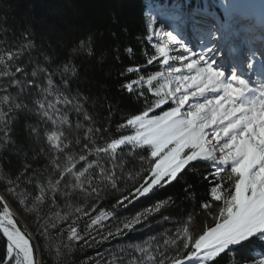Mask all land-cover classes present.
Segmentation results:
<instances>
[{
    "label": "snow or ice",
    "instance_id": "snow-or-ice-1",
    "mask_svg": "<svg viewBox=\"0 0 264 264\" xmlns=\"http://www.w3.org/2000/svg\"><path fill=\"white\" fill-rule=\"evenodd\" d=\"M149 33V41L153 37L158 41L165 37L155 29ZM166 37L167 42L154 45L163 64L168 65L170 60L180 61L187 72L182 74L181 68L170 67L166 77L156 72L147 78L140 75L126 80L121 90L137 93L135 99L137 102L143 100V108L120 125L121 130L130 128L133 134L104 143H99L97 136H103L105 130L95 127L85 110L88 97L72 90L77 58H96L104 62L105 54L97 53L94 35L79 36L62 58L48 52L40 53L43 64L37 58L31 73L19 66L13 71L10 64L0 59L4 64L0 71V134L3 136L0 144L13 142L12 124L21 111H29L38 118L37 125L29 128L33 136L39 137V125H44L47 144L35 153L33 161L24 164L22 171L0 176L3 189L0 237L6 244L0 264H37L32 239L20 227L13 207L26 215H34L37 228L44 236L60 231L68 223L64 247L71 250L73 242L84 239L77 227L81 218H87L84 223L88 230L115 218L114 213L107 211L94 216L99 208L96 202L102 200L109 189L118 190L126 170L128 179L136 181L134 190L117 201L115 208H126L141 197L154 195L159 189L172 185L197 161L207 162L211 167L203 176L208 189L201 208L211 212L212 202L221 205L213 216L214 226L208 225L195 236L188 227L178 229L170 242L165 241L164 250L156 249L158 258L151 248H138L140 258L135 264H140L144 257H147L145 264H220V258H226L227 264L232 259L229 253L233 252L240 256L236 264H264V92L256 101L239 103L247 88L244 80L235 75L225 78L204 55L193 53L173 36ZM22 38L30 41L25 45L29 52L36 48L31 34ZM170 45L178 46L176 55H170ZM133 51L128 46L125 53L131 55ZM114 52L119 59V49ZM18 55L20 53L9 51L6 60L14 61ZM154 60L152 57L147 63L151 65ZM133 71L141 69L129 66L121 75H130ZM161 78L164 83L154 84ZM145 87L154 99L149 100L145 95ZM169 102L173 106L155 114ZM69 109L77 115L75 124ZM81 116L87 126L80 121ZM73 130L84 134L72 139ZM125 148L131 151L125 153ZM42 158L46 171L32 166ZM137 159L142 174L135 170ZM129 165H132L131 170ZM42 176L47 177L46 182L41 178L34 185L35 191H28L33 181ZM190 188L186 186L185 191ZM77 198L83 207L69 203ZM59 199L72 210L55 216L40 215L42 206L49 200L52 203L49 212L54 211ZM173 203L172 197L157 202L146 212L123 221L122 227L116 225L115 231L109 229L103 239L123 238L126 233L136 231V226L149 214ZM90 207H93L92 212H89ZM169 243L175 248L171 256L168 255ZM253 244L262 249L259 258L241 254V250ZM105 259L108 264H125L124 257L115 253L110 258L99 254L96 264H104Z\"/></svg>",
    "mask_w": 264,
    "mask_h": 264
},
{
    "label": "trees",
    "instance_id": "trees-1",
    "mask_svg": "<svg viewBox=\"0 0 264 264\" xmlns=\"http://www.w3.org/2000/svg\"><path fill=\"white\" fill-rule=\"evenodd\" d=\"M189 1L194 6H214L219 0H0V59L11 65V70L19 66L31 73L35 61L40 59L43 64L42 52H48L62 58L70 44L79 36L91 33L96 39L97 53L105 54L104 62L100 63L96 58H77L76 76L72 78L73 93L79 91L83 96H87L85 110L94 121L95 127L103 128V136H97L99 143L110 141L113 138H120L122 135H131L130 128L120 129V125L126 123L128 118L134 114H139L143 108V100L137 102V93L129 94L121 90V85L126 80L136 79L140 75L147 78L156 72H161L160 57L156 49L148 42L146 29V9L153 3L163 4L179 2L181 5ZM31 34L36 44V48L31 52L25 47L26 39L22 37ZM114 34V35H113ZM128 46L134 50L131 55L125 53ZM119 49V59L115 56V49ZM20 53L14 61H7L8 52ZM155 57L153 64L147 61ZM129 66H138L141 71H133L130 75L121 73ZM4 64L0 63V71ZM59 79V77H57ZM158 84L161 79L156 81ZM145 95L149 100L154 99L144 88ZM166 108V107H165ZM161 109H157L155 114H159ZM69 115L73 124L77 120V115L69 109ZM37 117L29 111H21L16 114L12 124V143L0 144V176L6 173H16L22 171L23 166L28 161H33L35 153L41 147H47L44 140V125L40 124L41 135L33 136L29 128L37 125ZM80 121L85 123L83 116ZM51 129V124L48 125ZM67 133L68 129L65 127ZM83 131L77 133L72 131V139L77 135L83 136ZM0 140H3L0 134ZM75 150V149H74ZM125 153L131 151L130 148L123 149ZM34 168L45 169L43 158L40 163H33ZM132 169V165H129ZM135 170L141 172L137 159ZM211 171L207 162L197 161L189 165L186 175L168 187L159 189L154 195L141 197L135 203L129 204L126 208H115L117 201L130 194L134 190L136 181L128 179V171L124 173V180H121L118 190L109 189L103 195V199L97 201L99 205L95 215L101 211L114 213V219L103 222L92 230H88L83 217L77 224L82 239L79 243L73 242L71 250L64 247L67 244L68 223H65L60 231H52L49 236H44L36 225L34 215H26L16 207L12 208L23 231L26 230L32 235L37 245L39 264H96V258L103 253L105 257H111L113 253L122 255L125 264L129 261L135 262L140 258L138 248H151L152 253L159 257L160 250L165 249V241H171L175 237L177 230L188 227L195 236L202 232L203 228L213 225V216L221 206L213 203L212 211L208 212L201 208V203L207 199V182L203 176ZM227 174H225L226 176ZM42 176L33 181V185L28 187V191L34 192V185ZM190 185L189 191H185ZM0 195L3 189L0 187ZM172 197L174 203L162 208L159 212L149 214L142 222L136 226V231L126 233L123 238L113 237L104 240L108 230L115 231V226L122 227V222L133 216L146 212L157 202L164 201ZM58 207L49 212L52 207L51 200L42 206L40 215L48 213L55 216L56 213H67L72 209L65 205L63 199L58 200ZM74 207H83L79 203V198L69 201ZM31 206V205H30ZM95 207V205H93ZM89 208V212L93 211ZM93 216V218H94ZM76 217H73L75 219ZM170 218V219H165ZM70 223V222H69ZM90 223V221H88ZM168 255L175 254V248L168 244ZM5 251V242L0 237V255ZM262 249L258 244H253L248 249L241 250L244 256L256 257ZM227 264H236L240 256L233 252ZM226 258H220V264H225ZM147 257L140 259V264H145ZM104 264H108L105 259Z\"/></svg>",
    "mask_w": 264,
    "mask_h": 264
},
{
    "label": "bare ground",
    "instance_id": "bare-ground-1",
    "mask_svg": "<svg viewBox=\"0 0 264 264\" xmlns=\"http://www.w3.org/2000/svg\"><path fill=\"white\" fill-rule=\"evenodd\" d=\"M241 1H243L245 3L244 8H246V10H255L257 12L258 17L261 19V22H263L262 27L264 28V0H233L231 2V4L227 7V10L229 13L227 19H229V17L235 13L234 10L236 8V4L241 2ZM167 5L169 6L170 4H167ZM255 11H254V14H256ZM244 14L246 15V12ZM244 17H247V15ZM164 19L168 20L169 19L168 15H166V17H164ZM164 19L162 21H164ZM200 20L201 19H199V21ZM167 23L168 24L166 26H170V24H169L170 20ZM244 27H245V23L241 22L240 24H238V28H240L239 32H237V34H235L233 32V35L235 34V36H237L238 38L243 39L246 36L245 31H244V29H245ZM248 29H250V34H252L253 32H256V34H253L251 36L252 39L254 37H256L257 34L260 32V29L256 30L255 25L249 26ZM155 30L160 32L162 35H165V37H163V39L160 41H158L155 37H153L152 41L155 44L167 42V37H166L167 35L173 36L176 38V40L179 43L186 46L193 53H196L198 55H204L206 57L207 61L211 64V66L215 70L222 72L225 78H228V77L235 75L237 78L244 80L245 83H247V84L249 83V85H252L253 84L252 77H250L252 70H257L260 72V68H258V67L251 68V65L247 64V61L251 56L250 51L248 50V47L253 48V42L251 39L246 38V40L244 42L246 45L237 51L241 54V57H239V58H241V60H243L244 63L239 65V67L237 69H234V67H232L231 62H230V60L231 61L234 60L233 56L230 54L224 53L227 50H230V52H232V49L229 48V45H228V37H224V35L222 36V40L225 41L224 46L215 45V47H214V46H211L210 43L207 41H204V42L198 41V36H190L187 41H182V40H180V37L175 36V34L168 28L162 29V28L158 27V28H155ZM194 34H198V31L194 32ZM220 38H221L220 35H218V39H220ZM194 39H195V41H194ZM197 42H199V43H197ZM213 43H214V40H213ZM170 48L172 49V51H170V55H176L177 52L179 51L178 46H171L170 45ZM216 49H218V50H216ZM246 49H247V51H246ZM252 51H253V53H252L253 55L259 56V58L254 62V65L257 66L262 61L260 58L261 47H260L259 42L255 43ZM212 54H214V55H212ZM224 55H226V56H224ZM170 67L181 68L182 74L187 72L186 69L182 68L180 61H171L170 60L168 65H166V68H167L166 76L168 74V69ZM230 67H231V69H230ZM255 73H256L255 75H257V72H255ZM192 74L194 75L195 73H192ZM256 83H257L256 86H260L261 88H264V79H261V77L256 78ZM238 102L239 103H249L251 101H247V100L240 97ZM168 108H169L168 106L162 107V109L164 111L168 110Z\"/></svg>",
    "mask_w": 264,
    "mask_h": 264
},
{
    "label": "rangeland",
    "instance_id": "rangeland-1",
    "mask_svg": "<svg viewBox=\"0 0 264 264\" xmlns=\"http://www.w3.org/2000/svg\"><path fill=\"white\" fill-rule=\"evenodd\" d=\"M224 1V3L226 4V3H230L231 4V2L233 1V0H223ZM187 4H189V3H185V6L187 5ZM238 4V3H237ZM237 4H236V7H237ZM240 6H243L242 4H239ZM178 6H180V5H172V6H168V11H172V14H171V16L174 18L173 19V21L171 22V23H174V24H176V25H178V26H180V24L179 23H185V19H188V20H191V18H194V16H193V14H192V10H191V8H187V10H185V11H182V9L180 8V7H178ZM163 7H166V5H164V6H161V7H158V8H163ZM244 7H245V3H244ZM157 7H148V9H147V21L149 22V20L150 19H152V20H154L155 18H156V16H155V13L156 12H158L159 11V9H158ZM219 9H221L222 10V5H220L219 7H218ZM162 10V9H161ZM235 11V10H234ZM218 13V12H217ZM160 14H162V12H160ZM151 16H153V18H151ZM162 16V15H161ZM162 18L163 17H161V18H159V17H157L156 18V20H162ZM179 19H181V20H179ZM217 23L218 22H216V19L214 18V20L212 21V22H209V25H208V27L205 29V31L206 32H209V35H210V31L212 30V28H215V27H211V26H216L217 25ZM224 24H225V26H226V34H223L224 35V37H228V38H230V37H232L233 36V34H232V31H229L230 30V28L234 31V33L236 34V32H239V29L240 28H238V23L236 22V21H233V23H229V22H226V21H224L223 22ZM177 27V26H176ZM155 28H157V27H155V26H153L152 28H151V30L152 29H155ZM200 28V27H199ZM222 28H224V25L223 24H221V26H220V29H222ZM220 29H216L217 31H215L214 33H213V37L211 38V40H209L208 42L210 43V45L212 46L213 45V40L215 39V38H217V36L219 35V30ZM235 29V30H234ZM151 30H150V32H151ZM149 31V30H148ZM234 34V35H235ZM240 34V33H239ZM196 35V34H195ZM209 35H208V37H209ZM149 36H150V33H149ZM181 38L182 39H188L189 38V36H182V37H180V40H181ZM194 41H195V39H194ZM150 43L154 46V45H156L153 41H152V39H151V41H150ZM197 43H199V42H197ZM249 44V43H248ZM247 44V45H248ZM224 46V45H223ZM156 49V48H155ZM216 50H218V49H216ZM212 55H214V54H212ZM161 69H162V75H163V77H166V70H167V68H166V65H164L163 64V58L161 57ZM163 82H164V79H163ZM163 82H160L159 84H162ZM154 84H158L156 81H154ZM164 106H168V107H171V106H173L172 104H171V102H169L168 104H166V105H164ZM25 232V231H24ZM25 233H27V235L29 236V237H31V239H32V241L34 242V240H33V237H32V235L26 230V232ZM37 247V246H36ZM35 252H36V255L38 254V251H37V249L35 248ZM259 256H260V254H258L257 255V258H259Z\"/></svg>",
    "mask_w": 264,
    "mask_h": 264
},
{
    "label": "water",
    "instance_id": "water-1",
    "mask_svg": "<svg viewBox=\"0 0 264 264\" xmlns=\"http://www.w3.org/2000/svg\"><path fill=\"white\" fill-rule=\"evenodd\" d=\"M2 239H3L4 242H5V239H4V238H2ZM32 244H33L34 248L37 249V247H36V246H37L36 243L32 241ZM5 247H6V244H5ZM35 259H36V261H37V264H39V263H38V256L36 255V252H35Z\"/></svg>",
    "mask_w": 264,
    "mask_h": 264
},
{
    "label": "clouds",
    "instance_id": "clouds-1",
    "mask_svg": "<svg viewBox=\"0 0 264 264\" xmlns=\"http://www.w3.org/2000/svg\"><path fill=\"white\" fill-rule=\"evenodd\" d=\"M34 240V239H33ZM38 263H39V259H38Z\"/></svg>",
    "mask_w": 264,
    "mask_h": 264
}]
</instances>
